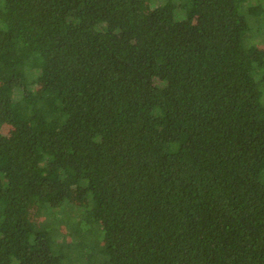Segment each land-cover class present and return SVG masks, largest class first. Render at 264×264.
I'll return each instance as SVG.
<instances>
[{
  "label": "trees",
  "instance_id": "trees-1",
  "mask_svg": "<svg viewBox=\"0 0 264 264\" xmlns=\"http://www.w3.org/2000/svg\"><path fill=\"white\" fill-rule=\"evenodd\" d=\"M145 1L0 0V264H264V1Z\"/></svg>",
  "mask_w": 264,
  "mask_h": 264
},
{
  "label": "rangeland",
  "instance_id": "rangeland-1",
  "mask_svg": "<svg viewBox=\"0 0 264 264\" xmlns=\"http://www.w3.org/2000/svg\"><path fill=\"white\" fill-rule=\"evenodd\" d=\"M263 1H264V0H263ZM153 2L155 3V2H157V0H153ZM152 5H153L152 2L146 0V1L144 2V4H143L144 10L149 11L150 9L153 8ZM29 215H30V217H31L33 220H35V221H38V220H44V218H45V217H43V216L40 215V209H39V208H32V209H30ZM45 219H46V221H48V223H49V220H48L49 218L46 217ZM52 228L55 229V232H56V233L54 232V235H55V236H58V234L60 233V231H61V234L63 233V230H61V227H60V230H59V226H56V225H53V224H52ZM56 239H57V238H56Z\"/></svg>",
  "mask_w": 264,
  "mask_h": 264
}]
</instances>
